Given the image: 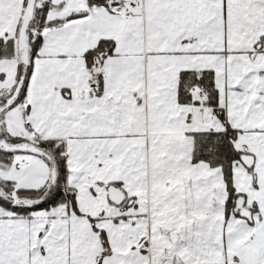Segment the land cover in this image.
I'll return each instance as SVG.
<instances>
[{
  "label": "snow or ice",
  "instance_id": "6c2138e0",
  "mask_svg": "<svg viewBox=\"0 0 264 264\" xmlns=\"http://www.w3.org/2000/svg\"><path fill=\"white\" fill-rule=\"evenodd\" d=\"M0 264H264V0H0Z\"/></svg>",
  "mask_w": 264,
  "mask_h": 264
}]
</instances>
